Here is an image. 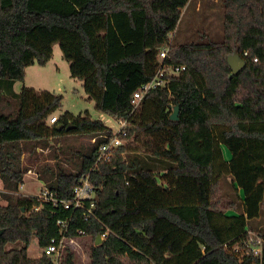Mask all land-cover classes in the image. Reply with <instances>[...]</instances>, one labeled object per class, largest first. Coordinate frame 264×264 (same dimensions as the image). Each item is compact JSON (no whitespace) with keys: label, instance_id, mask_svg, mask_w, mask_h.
<instances>
[{"label":"trees","instance_id":"trees-1","mask_svg":"<svg viewBox=\"0 0 264 264\" xmlns=\"http://www.w3.org/2000/svg\"><path fill=\"white\" fill-rule=\"evenodd\" d=\"M192 1L0 0V178L7 203L0 205V264H52L32 258L29 248L35 239L45 248L59 237L57 222L67 219L70 237L79 230L91 237V264H264V0H222L221 41L175 45L171 35ZM56 44L88 101L127 122L120 133L89 112L57 116L61 95L16 91L28 68L51 61ZM167 44L165 63L186 69L165 77L136 114L134 94L156 77ZM233 54L247 65L230 78ZM54 116L58 122L50 124ZM81 136L94 143L80 150L78 172L57 164L37 174L58 201L72 199L90 176V222L82 211L20 193L31 171L25 155L38 160L53 140ZM116 136L124 145L99 161L100 147ZM255 234L261 256L249 249ZM74 259L69 248L62 264Z\"/></svg>","mask_w":264,"mask_h":264},{"label":"rangeland","instance_id":"rangeland-1","mask_svg":"<svg viewBox=\"0 0 264 264\" xmlns=\"http://www.w3.org/2000/svg\"><path fill=\"white\" fill-rule=\"evenodd\" d=\"M199 5H201V10L197 11ZM209 8L213 9L212 16L205 17L203 13ZM223 19L222 0H193L191 5L183 11L177 31L171 35V41L175 45L208 41L209 39L221 41L223 39ZM24 86L34 88L38 93L49 91L55 95L63 96L61 108L56 113L57 116L65 112L73 113L76 116L89 112L93 120L103 121L115 134H118L121 129L120 122L98 111L95 102L88 101L83 89V82L71 77L70 64L64 59L59 44L53 47L52 59L46 66L34 65L27 70L25 81L17 84L16 91L20 92ZM142 103L143 101L135 109L136 114L141 110ZM150 111L152 114L154 113V109ZM157 115L158 108H156L155 118H157ZM93 143V140L85 136L78 138L62 137L53 140L50 147L40 151L37 155L38 160L35 158L30 160L29 156L25 155L23 164L31 168L33 176L26 175L25 184L22 189L20 188V193L35 197L41 193V190L46 189L45 185L42 187V182L38 179L37 174L38 169L42 166H55L58 164L66 171L78 172L81 169L80 150L84 153ZM223 150L225 158L229 159L230 155L226 148H223ZM0 205L6 206L7 203L1 200ZM254 233H257V231ZM91 246L92 239L88 236L81 237L74 242L71 249L74 252L75 264H91ZM17 247L22 248L19 245ZM29 255L32 258L42 257V248L39 247L37 239L33 241L29 248Z\"/></svg>","mask_w":264,"mask_h":264},{"label":"built area","instance_id":"built-area-1","mask_svg":"<svg viewBox=\"0 0 264 264\" xmlns=\"http://www.w3.org/2000/svg\"><path fill=\"white\" fill-rule=\"evenodd\" d=\"M171 44H167L164 46L158 56L159 69L156 77L153 81L144 84L141 86L134 94L132 99V104L134 106V110L139 106V104L143 101L145 96L152 90L157 88L164 87L166 84L165 77H175L179 76L182 71H184L185 67H175L166 64V60L170 57ZM245 56H248V52L244 53ZM254 61H258L255 59ZM50 124H56L58 122V117L54 116L50 118ZM120 124L121 129L118 133H120L127 126L126 121H121ZM124 145V142L118 137H114L107 144H104L100 147V155L99 161H108L110 158V153L113 149L118 148L119 146ZM40 200L45 202H53L55 205L61 204L66 210L73 209L74 211L79 210L84 213V221L90 222L92 218H95V197L96 191L94 183L91 181L90 176H85L81 179L79 185L75 187L73 191V198L70 200L58 201L54 194L49 190L44 189L41 190V193L38 195ZM39 210L40 207L35 208ZM70 222L71 219L67 220H59L57 225L59 226V237L52 238L49 244L42 248V256H46L49 260H51L52 264H62V260L64 257V253L67 249H71V246L74 242L87 235L86 231L79 230L77 237H70L68 234L70 233ZM106 238V234L101 236V239L104 241ZM251 253L255 256H261L263 250V241L258 235H252L249 241Z\"/></svg>","mask_w":264,"mask_h":264},{"label":"water","instance_id":"water-1","mask_svg":"<svg viewBox=\"0 0 264 264\" xmlns=\"http://www.w3.org/2000/svg\"><path fill=\"white\" fill-rule=\"evenodd\" d=\"M227 61H228L230 68L232 69L230 78L240 75L244 71L247 65L246 62L243 59H241V57L238 54H233L229 56ZM179 113H180V107L179 106L174 107V111L171 115V120L178 121ZM3 233L4 231L0 230V236H2ZM102 243H103V240L101 239V236L98 235L96 246L101 245Z\"/></svg>","mask_w":264,"mask_h":264},{"label":"crops","instance_id":"crops-1","mask_svg":"<svg viewBox=\"0 0 264 264\" xmlns=\"http://www.w3.org/2000/svg\"><path fill=\"white\" fill-rule=\"evenodd\" d=\"M218 1V0H217ZM212 7V6H211ZM188 8V7H187ZM201 10V5H199V6H197V11H200ZM212 11H213V9H211V8H209V9H207V11H205L203 14H204V16L205 17H210V16H212ZM29 69V68H28ZM27 69V70H28ZM17 86V85H16ZM16 89V88H15ZM41 150L39 149L38 150V153L40 152ZM28 175H31V176H33V173L30 171L29 173H28ZM26 177V176H25ZM40 182H42V181H40ZM44 183L42 182V187H44ZM24 186V185H23ZM23 186L21 187V189L23 188ZM3 183H2V181H1V178H0V194L3 192ZM42 189V188H41ZM22 195H26V196H29V195H27L26 193H21Z\"/></svg>","mask_w":264,"mask_h":264}]
</instances>
